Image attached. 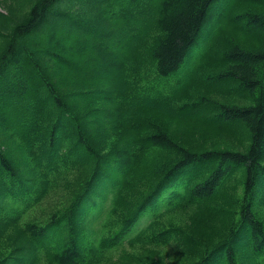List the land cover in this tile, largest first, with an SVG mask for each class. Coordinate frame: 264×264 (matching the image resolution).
<instances>
[{
    "label": "trees",
    "instance_id": "16d2710c",
    "mask_svg": "<svg viewBox=\"0 0 264 264\" xmlns=\"http://www.w3.org/2000/svg\"><path fill=\"white\" fill-rule=\"evenodd\" d=\"M60 2L37 0L11 30V41L0 57V264H40L43 253L49 264H91L93 257H104L103 243L121 244L150 208L149 221L128 238V244H168L173 232L158 227L156 218L195 205L199 207L192 216L195 239L185 251L192 260L185 264H264V219L257 210L259 203L264 204V11L249 9L232 16L242 20L247 32L263 34L262 43L247 47L232 39L219 50L222 66L203 76L208 82L230 81L247 92L248 103L209 101L216 106L213 116L240 125L248 143L241 142L237 149L202 150L177 140L158 118H137L144 112L139 106L159 105L158 99L150 100L147 92L133 99L114 76L107 78L115 84L110 90L97 81L91 82L93 89L61 90L60 76L74 77L70 71L77 65V59L70 65L67 58L87 47L69 45L55 36L56 40L47 41L39 35L49 21L65 20ZM215 2L161 1L155 20L159 33L144 51L158 77L169 79L180 69L200 41ZM251 2L264 6V0ZM112 98L114 107L107 105ZM132 99L134 110L129 106ZM89 105L93 108L80 112ZM170 105H159L158 115L171 112ZM114 138L115 144L102 151L105 141ZM166 152L173 156L158 158ZM73 175L75 189L63 207L46 222H21L27 210L73 182ZM236 185L242 186V196H223ZM166 191L171 195L158 205ZM219 197L222 209L215 203ZM209 201L225 212L224 231L208 233L215 223L202 207ZM105 214L119 225L107 239L99 235L98 221ZM107 224L102 223V228ZM140 264L163 263L142 260Z\"/></svg>",
    "mask_w": 264,
    "mask_h": 264
},
{
    "label": "rangeland",
    "instance_id": "374dc122",
    "mask_svg": "<svg viewBox=\"0 0 264 264\" xmlns=\"http://www.w3.org/2000/svg\"><path fill=\"white\" fill-rule=\"evenodd\" d=\"M36 1L0 0V57L11 41V30L27 17ZM90 1L61 0L60 8L64 11L62 16H65V20L61 18L51 20L46 24V27L39 29V35L47 41H54L55 37H59L69 45L77 44L76 46L85 45L87 47L82 53H75L73 57L67 58V64L71 65L74 59H77V65L70 71L74 77L69 73H62L60 76L62 78L58 82L61 90L71 92L84 90L87 87L93 89L92 83L96 81L110 90L115 84L110 83L107 78L109 76V79L112 80L115 77L121 85L128 88L133 99L140 94L145 95L147 92L150 95V100L158 99L159 105H165L167 102L172 103L170 105L173 107L172 111L163 112L161 115L157 113L160 111L158 108H162L161 106H153L150 105L151 103L147 106L141 105L139 109H143L144 112H142V116L137 115L136 117L140 119L142 117L158 118L163 122L165 128L185 145L202 150L210 147L237 149L241 147V142H246L247 145V133L235 122L229 123L215 118L213 113L216 111V106L209 101L217 99L248 103L247 92L236 87L230 81L208 82L204 80L203 76L208 73L213 74L222 66L218 62L221 56L219 50L228 47L232 39L241 41L242 45L247 47H256L262 43L263 34L247 32L242 20H233L232 16L237 12H245L249 9L264 11L263 5L255 4L251 0H216L210 9L200 41L190 49L180 69L168 79L158 77L154 67L150 64V55L146 56L144 52L148 44L159 33L155 20L162 0H93L94 8ZM94 13L97 15V21L92 15ZM68 15L71 17L69 18ZM212 33L213 35L207 41V35ZM201 39L206 41L202 42ZM110 72L111 75H109ZM64 77H69L70 81H63ZM83 77H87L90 82H85ZM75 78H80V82ZM147 88L150 91H147ZM114 94L116 93L113 92L111 95ZM127 97H130V94ZM133 99L129 102L133 101L129 104V106H133L132 110L136 109ZM113 101H115L114 98L112 101H108L107 105L114 107ZM100 107L102 106L100 105ZM91 108H93L92 105H89L82 108L80 112H87ZM126 124H132V122L127 121ZM147 132V129L143 131L144 134ZM115 141L116 138L106 140L102 151H108ZM169 155L173 156L172 153L166 152L158 158H167ZM121 168L119 169L123 171ZM58 179L63 180L61 176ZM71 181L73 182L63 187L59 192L52 193L46 200L27 210L21 222L30 220L39 223L46 222L55 209L63 207L75 189L74 175L71 177ZM229 184L235 186L233 181ZM180 186L182 185L180 184ZM236 187L235 190H227L228 192L223 196L226 197L232 193H235L237 197L242 196V186L236 185ZM169 192L166 191L162 196L160 195L158 205L161 204L163 197L171 195ZM221 200L226 201L225 198ZM218 202H220V197L215 202L216 206L220 205L221 209L224 208ZM109 203L108 200L107 204ZM215 203L209 201L202 207L204 213L212 217L213 223H215L214 230L208 229L209 234L224 231L225 226L223 216L226 214L220 208L214 207ZM233 209L236 215V211L239 209L237 203ZM185 210H176L156 218L158 227L166 228V231L171 229L170 231L173 232L168 244H149L147 246L128 244V238L143 229L149 221L150 208L125 233L126 237L121 244L110 247L103 243L102 247L104 248L101 251L104 257L99 259L93 257L91 264H140L142 260L157 261L163 264L189 262L192 260L190 259L191 254L187 255L188 252L185 251L186 248L193 245L192 241L195 239L192 235L195 233L192 231L195 227L192 223V216L199 211V207L195 205ZM257 210L258 215L264 219V204L259 203ZM112 218L110 214H105L102 220L98 221L100 224L99 235L103 239L109 238L118 229V221H110ZM104 222H108V224L103 229L102 223ZM43 256L40 264H49L45 253Z\"/></svg>",
    "mask_w": 264,
    "mask_h": 264
},
{
    "label": "bare ground",
    "instance_id": "6f19581e",
    "mask_svg": "<svg viewBox=\"0 0 264 264\" xmlns=\"http://www.w3.org/2000/svg\"><path fill=\"white\" fill-rule=\"evenodd\" d=\"M188 55V54H187ZM191 56H192V54H191ZM232 121V120H231ZM77 258V257H76Z\"/></svg>",
    "mask_w": 264,
    "mask_h": 264
}]
</instances>
